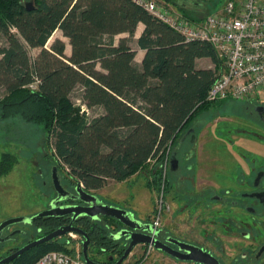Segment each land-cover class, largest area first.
Returning <instances> with one entry per match:
<instances>
[{
  "label": "trees",
  "instance_id": "1",
  "mask_svg": "<svg viewBox=\"0 0 264 264\" xmlns=\"http://www.w3.org/2000/svg\"><path fill=\"white\" fill-rule=\"evenodd\" d=\"M139 24L145 26L137 42L145 52L141 66L132 46ZM57 31L69 40L71 56L61 39L47 47ZM30 49L39 55L32 58ZM201 59L215 69L198 68ZM222 70L210 43L186 42L133 0H0V118L42 126L57 163L90 192L148 166V182L160 190L169 148L216 106L206 97ZM78 87L77 105L71 97ZM14 165L4 155L0 177ZM104 221L100 230L85 225L91 240L116 254L106 226L120 225ZM67 247L54 240L10 264H34L52 251L71 254Z\"/></svg>",
  "mask_w": 264,
  "mask_h": 264
},
{
  "label": "flooded vegetation",
  "instance_id": "2",
  "mask_svg": "<svg viewBox=\"0 0 264 264\" xmlns=\"http://www.w3.org/2000/svg\"><path fill=\"white\" fill-rule=\"evenodd\" d=\"M250 114L255 115L261 125H264V104L254 105ZM197 127H187L178 145L169 148L164 170V200L171 205L166 204L160 228H154L152 221H145L159 231L158 235L153 234L152 237L161 243L162 248L158 251L152 244L145 245L146 248L151 246L146 264L155 263L152 259L154 252L161 264H264V150L212 149L208 152L209 156L203 159L199 150H192L197 146L196 139L201 134ZM255 140L260 146L264 144L260 137H255ZM173 153H176L178 164L173 165L171 162ZM57 165L63 187L74 194L75 180L70 177L74 184L69 185V188L63 184V178L58 172L61 166L58 163ZM53 170L54 167L51 174L52 184ZM57 198L56 193L46 210L52 209L54 203L56 207L84 205L71 199L56 201ZM173 204L177 208L174 209ZM71 219L72 216L46 218L32 224L14 225H33L44 220L51 226H47L45 231L38 230L39 235L35 239L17 247L0 260L60 227L69 225ZM104 223L103 220L81 218L74 225L89 232L85 224L100 230ZM14 226L6 228L1 238L18 233L9 242L0 245L11 243L17 236L25 234L22 229L11 230ZM110 227L115 231L113 234L123 229ZM78 238L82 243L83 238ZM114 242L118 244L116 254L91 240L89 258L97 263L116 264L130 241L125 237ZM145 246L135 250H144ZM122 249L124 251L120 254Z\"/></svg>",
  "mask_w": 264,
  "mask_h": 264
},
{
  "label": "rangeland",
  "instance_id": "3",
  "mask_svg": "<svg viewBox=\"0 0 264 264\" xmlns=\"http://www.w3.org/2000/svg\"><path fill=\"white\" fill-rule=\"evenodd\" d=\"M158 1L166 8L172 9L163 0ZM199 1L201 4L197 14H195V18H206L209 14L220 11L230 0ZM56 39H61L66 44V54L71 56L69 40L62 35L61 31L54 33L47 47L49 48ZM39 53V49L29 50L32 58H36ZM201 63L203 67H206L209 63L210 69H215L211 60ZM4 94L3 92L2 95ZM81 94L80 87L72 94V101L77 105L81 99ZM257 104H264V92H261L260 95L256 94L249 101L225 100L217 102L213 108L214 110L212 109L198 116L193 121L192 126H198V133L201 132V134L196 139L197 146L192 148V150L196 152L199 150V155L203 159L209 156L208 152L212 149L236 150L242 148L264 150V144L260 146L255 140V137H260L264 142V125H261L255 115L250 114L254 105ZM6 154L10 156L12 163L15 161V165L8 174L0 177V223L11 218L32 217L43 212L49 207L51 200L56 194L51 174L53 167L56 168L58 165L53 157V152L46 142V134L42 126L28 124L19 118L8 120L0 118V163ZM151 168V166H148L141 170L127 184L128 191L136 195L137 205L141 210L144 222L152 221L157 201L160 200L158 190L153 183L149 184L148 182ZM61 169L58 172L63 178V184H66L67 187L73 185L74 180L72 179L73 181H71L69 175ZM106 192L105 194L103 192L100 194L91 193L95 194L101 203L128 209L126 205L105 199L104 195H108ZM166 204L171 205L168 202ZM173 207L175 209L177 205L173 204ZM128 211L136 218H139L131 209H128ZM13 229H22L25 234L17 236L11 243L0 245V258L26 242L35 239L39 235L38 230L45 231L47 226L42 222H37L33 225L14 226L11 230ZM109 231V234L115 232L113 229H109ZM68 238L72 240L70 236H64L57 240L70 243V241H67ZM78 243H80L79 238H76L75 241L72 240L69 244V250L78 246ZM141 253V248L135 250V253L129 255L125 262L129 264L135 263L141 257ZM155 256L156 253L154 252L152 257L154 264H161L159 257Z\"/></svg>",
  "mask_w": 264,
  "mask_h": 264
},
{
  "label": "built area",
  "instance_id": "4",
  "mask_svg": "<svg viewBox=\"0 0 264 264\" xmlns=\"http://www.w3.org/2000/svg\"><path fill=\"white\" fill-rule=\"evenodd\" d=\"M151 16L181 34L186 42L210 43L223 62L206 101H249L264 92V0H230L220 11L209 14L201 21H193L179 12L166 8L158 0H133ZM37 85L31 88L36 89ZM83 110H86L83 107ZM166 162L164 164L165 170ZM84 187V186H83ZM160 200L152 218L154 228L161 226L166 209L164 185L158 190ZM73 241L77 235H68ZM68 238L67 241H72ZM67 245L69 248V244ZM67 254L52 251L34 264H87L82 245ZM151 246L144 248L141 257L133 264H146ZM135 253V251L133 252ZM132 253V254H133ZM131 254V255H132ZM125 264H129L125 262Z\"/></svg>",
  "mask_w": 264,
  "mask_h": 264
},
{
  "label": "water",
  "instance_id": "5",
  "mask_svg": "<svg viewBox=\"0 0 264 264\" xmlns=\"http://www.w3.org/2000/svg\"><path fill=\"white\" fill-rule=\"evenodd\" d=\"M31 8L32 4L30 3L28 5V9ZM171 162L173 165L178 164L176 153L172 154ZM75 182V193L73 194L63 187L61 178L57 173V169L54 168L53 186L58 196L56 201H64L71 199L80 201L84 205L56 207L54 203L52 209L43 211L33 217H15L8 219L0 224V243H6L9 242L11 238L18 233L14 232L5 239H2L1 234L8 227L18 224H32L34 221L40 219H57L72 216L71 223L69 225L62 226L53 233L27 244L23 248L1 259L0 264H10L13 261L24 256L26 253H28L34 248L68 235H77L83 238L82 254L87 264H102L94 262L89 258L88 248L91 243L90 235L81 227L74 225V222L81 218H89L93 221H104V218L114 219L119 223L120 228H123L118 233L110 235V238L114 241H119L125 237H127V239L130 241L129 246L125 250L123 256L116 262V264H123L126 261L127 257L137 247L152 244L156 250H162L161 243L152 237L153 234H159V231L155 230L153 226L139 219H136V217L126 209H121L101 203L99 198L95 194H92L90 191H87L79 181L75 180ZM106 227L108 229H111L109 225H107ZM111 260H113V258Z\"/></svg>",
  "mask_w": 264,
  "mask_h": 264
},
{
  "label": "crops",
  "instance_id": "6",
  "mask_svg": "<svg viewBox=\"0 0 264 264\" xmlns=\"http://www.w3.org/2000/svg\"><path fill=\"white\" fill-rule=\"evenodd\" d=\"M163 1H164V3H167L168 7H171L172 9H174L175 11H178L181 14H183V12L186 11V13L190 16L189 18H191L192 20L201 21L204 19V18H195V16H196L195 14H197V12L199 10V6L201 4V2L199 0H194V1L193 0H172L173 2L172 1L171 2L166 1V0H163ZM144 30H145V26L143 24H139V26L135 32L134 41L132 43L133 48L137 52L135 62L139 66L142 65L143 59L145 57V52L139 48L137 42H138L139 38L142 36ZM209 60L210 59L198 60L197 61L198 68L210 69L211 66L209 63L206 65V67H203V65L201 63L204 61L209 62ZM131 178H135V176H133ZM131 178L129 180L123 181V182L110 181L105 188L98 190V191H91V192H95L97 194H100L101 192H103V194H105V192L107 191L106 193L108 195H104L105 199L111 200V201L118 203V204L126 205L128 207V209H131L132 211L135 212V214L137 216H139V218H136V219H139V220L144 222V218H143V215L141 213V210H140L139 206L137 205L136 195L133 194L132 192L128 191L127 184L130 182ZM122 209L128 210L127 208H122Z\"/></svg>",
  "mask_w": 264,
  "mask_h": 264
}]
</instances>
